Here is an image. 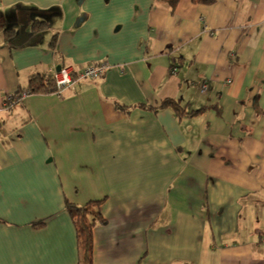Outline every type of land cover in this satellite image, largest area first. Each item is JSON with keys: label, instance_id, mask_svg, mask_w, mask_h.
Masks as SVG:
<instances>
[{"label": "crops", "instance_id": "0c3cea01", "mask_svg": "<svg viewBox=\"0 0 264 264\" xmlns=\"http://www.w3.org/2000/svg\"><path fill=\"white\" fill-rule=\"evenodd\" d=\"M207 1L0 0V264H77L66 200L102 202L93 264H264V0Z\"/></svg>", "mask_w": 264, "mask_h": 264}, {"label": "trees", "instance_id": "16d2710c", "mask_svg": "<svg viewBox=\"0 0 264 264\" xmlns=\"http://www.w3.org/2000/svg\"><path fill=\"white\" fill-rule=\"evenodd\" d=\"M177 0H172L175 3ZM195 3H206L207 0H191ZM48 27L45 22L35 21L31 26L32 31L44 30ZM13 34L12 30H6L5 36L11 38ZM56 36H53L51 40V47L54 46ZM56 93L55 84L51 74H36L29 78L27 87L23 91L16 92L6 96L4 100V109L10 110L14 105L21 104L20 101H16L22 94L25 96L32 95H51ZM117 107L121 106L118 104ZM170 108L175 112L177 117H181L184 114L183 108L178 102L173 100H164L159 109ZM198 113V112H196ZM65 210L69 214L76 234L77 250H78V262L77 264H93V230L96 227L106 225V220L101 213L102 202L90 201L83 206H77L65 201ZM46 219L33 222L30 227L35 230H40L46 226Z\"/></svg>", "mask_w": 264, "mask_h": 264}, {"label": "built area", "instance_id": "2783aa9c", "mask_svg": "<svg viewBox=\"0 0 264 264\" xmlns=\"http://www.w3.org/2000/svg\"><path fill=\"white\" fill-rule=\"evenodd\" d=\"M107 69L106 64H98L90 66L77 74L70 67H60L59 71H52L56 93L55 95L60 98L64 90L71 87L75 80H97L101 78ZM205 90V87H203ZM26 96L22 94L16 101H21Z\"/></svg>", "mask_w": 264, "mask_h": 264}, {"label": "rangeland", "instance_id": "374dc122", "mask_svg": "<svg viewBox=\"0 0 264 264\" xmlns=\"http://www.w3.org/2000/svg\"><path fill=\"white\" fill-rule=\"evenodd\" d=\"M21 102V101H20ZM255 227H257V228H259L260 226H255ZM249 230H250V228H249V226H247V233L249 232ZM244 234V233H243ZM263 234H264V231H263Z\"/></svg>", "mask_w": 264, "mask_h": 264}, {"label": "water", "instance_id": "95a60500", "mask_svg": "<svg viewBox=\"0 0 264 264\" xmlns=\"http://www.w3.org/2000/svg\"><path fill=\"white\" fill-rule=\"evenodd\" d=\"M60 70V67H58L57 69H56V71H59Z\"/></svg>", "mask_w": 264, "mask_h": 264}]
</instances>
